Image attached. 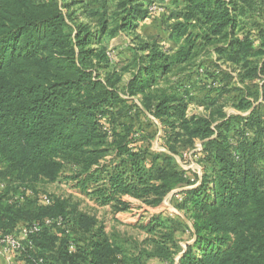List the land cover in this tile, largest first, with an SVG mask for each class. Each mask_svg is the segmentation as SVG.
<instances>
[{
    "label": "trees",
    "instance_id": "16d2710c",
    "mask_svg": "<svg viewBox=\"0 0 264 264\" xmlns=\"http://www.w3.org/2000/svg\"><path fill=\"white\" fill-rule=\"evenodd\" d=\"M162 1L170 45L157 35L114 64L109 42L137 29L155 0L123 1L117 26L104 18L94 31L65 13L66 0H0V232L41 225L17 259L264 264V0ZM151 120L166 151L149 146ZM198 143L201 170L190 173L176 155ZM60 181L114 214L131 209L125 197L157 207L178 190L192 227L159 213L127 245L46 195ZM181 233L194 242L179 255Z\"/></svg>",
    "mask_w": 264,
    "mask_h": 264
},
{
    "label": "rangeland",
    "instance_id": "374dc122",
    "mask_svg": "<svg viewBox=\"0 0 264 264\" xmlns=\"http://www.w3.org/2000/svg\"><path fill=\"white\" fill-rule=\"evenodd\" d=\"M74 1L75 0H66V3H70V8H65V13H69L71 19H73L76 24L87 26V28L92 31L96 30L104 18L108 19L109 29L115 28L125 14L120 4L126 0H81V2L77 4L74 3ZM162 2V0H155L153 7H155L156 10L150 13L151 17L146 20L145 23L141 25V22H139V27L137 29L121 31L116 41L117 44L115 43L116 45H112V42H109V55L112 63L117 64L119 58H129L130 53L128 51L131 45L139 46L145 40H154L158 34L164 36L162 34V25L159 21L161 15L156 13L162 8ZM119 52H124V54L121 55ZM129 75L130 74L127 73L124 76V81L129 78ZM228 110L229 112H233L230 108H228ZM198 113H202V109L194 108L191 111V114ZM147 122L145 123V129L147 133L146 136H150L148 139L149 146L155 151H162V135L164 134V129L161 122L158 120ZM199 146L200 143L197 144V147ZM196 152L197 150L195 149H187L182 150L179 155H176L177 161L187 172L194 173L196 171L200 173V165ZM45 190L46 195L59 199L67 198L69 203L71 205L75 204L79 210L95 215L98 221L104 225L107 232L119 234L127 245H130V241L137 242L144 240L147 237V233L141 226L147 224L153 215L159 213L180 218L184 223L185 229L187 227H192V222L187 214L176 207V199L172 200L174 198L173 196L172 198L170 196L167 197L158 208L149 207L138 200L125 197V199L131 203V209L118 214L117 217L110 207H99L72 187L71 184L64 181L48 184L45 186ZM179 237L182 245L184 247L186 246L185 249L182 248L179 254L181 255L182 252L186 250L187 246L192 244L193 238L189 233H181Z\"/></svg>",
    "mask_w": 264,
    "mask_h": 264
},
{
    "label": "built area",
    "instance_id": "2783aa9c",
    "mask_svg": "<svg viewBox=\"0 0 264 264\" xmlns=\"http://www.w3.org/2000/svg\"><path fill=\"white\" fill-rule=\"evenodd\" d=\"M156 10L155 7H151V11ZM195 150H201V145ZM201 170V169H200ZM44 200L48 203L49 199L44 197ZM53 220H46L45 225H52ZM58 227L65 229L63 219L60 218L57 221ZM41 229V225L36 222L32 225L23 227L19 235L14 234H4L0 232V257H3L6 260V264H20L17 259L20 252L24 249L23 241L27 239L31 234L38 233ZM68 232V231H67ZM31 244V243H30ZM71 249L74 250V245L71 246ZM40 264H43V260L39 261Z\"/></svg>",
    "mask_w": 264,
    "mask_h": 264
},
{
    "label": "crops",
    "instance_id": "0c3cea01",
    "mask_svg": "<svg viewBox=\"0 0 264 264\" xmlns=\"http://www.w3.org/2000/svg\"><path fill=\"white\" fill-rule=\"evenodd\" d=\"M157 14H159V15H162L160 12H156ZM150 17H151V14L150 13H148V15H147V17L143 20V21H140L141 22V25L143 24V23H145V21L146 20H148V19H150ZM159 21H160V24L162 25V34L164 35V36H161V34H158V37H160V39H161V43H162V45H165L166 47H168L169 45H170V42H169V39H168V37H169V33H168V31L167 30H165L164 29V25H163V23L161 22V18L159 17ZM119 37V36H118ZM118 37H116V38H113L112 40H111V42H112V45H116L117 43H116V41H117V38ZM116 43V44H115ZM202 109V112H203V107H197V106H195V105H191L190 106V108H189V114L190 115H192L191 114V111H192V109ZM230 109H232V108H230ZM233 110V112H229V110H228V108H226V112L227 113H236V111L234 110V109H232ZM163 146V145H162ZM162 151H166V148L163 146V150ZM176 192H178V190H174L173 192H171L167 197H171L172 198V196L176 193ZM166 197V198H167ZM130 198V197H129ZM165 198V199H166ZM131 199H133V198H131ZM164 199V200H165ZM135 200V199H134ZM161 206V205H160ZM160 206H157V208L158 207H160ZM104 208V207H103ZM122 212H120V213H116V215H117V217H118V214H121ZM193 241H194V239H192V243H193ZM181 244V246H182V248H184L185 249V247L182 245V243H180ZM190 244V243H189ZM18 260H19V262H20V264H27V262L20 256L19 258H18ZM0 264H6V260L3 258V257H0ZM149 264H164L163 262H161L160 260H158V259H154V260H150L149 261Z\"/></svg>",
    "mask_w": 264,
    "mask_h": 264
}]
</instances>
